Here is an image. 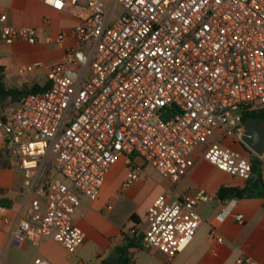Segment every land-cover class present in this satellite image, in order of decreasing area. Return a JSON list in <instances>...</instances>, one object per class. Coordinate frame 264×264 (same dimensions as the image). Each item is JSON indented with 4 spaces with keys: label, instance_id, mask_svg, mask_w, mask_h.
I'll use <instances>...</instances> for the list:
<instances>
[{
    "label": "built area",
    "instance_id": "obj_1",
    "mask_svg": "<svg viewBox=\"0 0 264 264\" xmlns=\"http://www.w3.org/2000/svg\"><path fill=\"white\" fill-rule=\"evenodd\" d=\"M43 2L58 11L79 6ZM5 20L0 41H38L36 29ZM70 36L59 61L17 68L21 76L46 68V90L0 105L1 149L21 173L27 202L11 233L14 245L51 237L76 252L85 241L74 221L81 197L96 201L121 159L123 189L142 178L137 160L170 184L199 159L243 181L255 176L256 163L264 181V150L255 153L241 138L244 113L264 109V0H86ZM46 41L63 46L68 36ZM173 107L178 113L165 120ZM210 200L204 190L161 194L142 230L133 226L124 236L142 235L144 248L172 259L196 235L198 208ZM235 202L225 201L217 218L231 215ZM32 264L51 263L38 257ZM233 264L258 263L246 256Z\"/></svg>",
    "mask_w": 264,
    "mask_h": 264
},
{
    "label": "crops",
    "instance_id": "obj_2",
    "mask_svg": "<svg viewBox=\"0 0 264 264\" xmlns=\"http://www.w3.org/2000/svg\"><path fill=\"white\" fill-rule=\"evenodd\" d=\"M85 9L86 0H79L78 7L68 4L61 11L46 6L43 0H0V17H6L4 24L32 27L38 34V41L33 44L22 40L12 43L0 41V65L4 69L5 86L21 89L46 83V68L35 69L24 76L17 73V68L36 62L50 64L59 61L65 48L72 43V29L80 21ZM60 33L68 36L66 44L59 46L47 43L48 37ZM2 135L0 130V152ZM234 148L243 149L237 145ZM125 175L124 161L119 160L111 167L96 201L81 197L74 221L85 233V241L72 253L51 237L43 239L38 246L29 242L20 246L12 243L14 224L24 213L27 202L20 171L11 163L8 168L0 167V216L9 218L8 223H3L0 218V264H32L38 257L51 264H76L78 261L102 264L108 259H115L118 264H122L116 248L126 244L124 235L130 228L135 226L139 231L142 230L147 210L155 200L153 198L143 206L139 203L133 208L132 204L138 201L143 186L134 183L123 189ZM255 177L234 183L232 181L235 179L221 173L207 161L197 160L185 177L164 189L165 193L174 197L198 190L211 195L210 202L198 208L203 222L192 241L172 259L155 249L132 246L124 255L127 258L124 264H233L236 259L246 256L258 264H264V195L263 188L254 181ZM221 185L250 186L255 189L250 197L233 198L236 202L232 214L223 220L217 218L223 203L215 200V193ZM237 214L243 216L242 222L235 219ZM213 228L216 237L211 239Z\"/></svg>",
    "mask_w": 264,
    "mask_h": 264
},
{
    "label": "trees",
    "instance_id": "obj_3",
    "mask_svg": "<svg viewBox=\"0 0 264 264\" xmlns=\"http://www.w3.org/2000/svg\"><path fill=\"white\" fill-rule=\"evenodd\" d=\"M3 66L0 65V105L5 106L8 103L11 102H21V100L31 94V93H37L42 92L46 90L49 87L48 82L44 83L43 85L35 84L32 86H24L21 89H10L5 86L4 83V76H3ZM252 117H258L264 120V109L253 111V112H246L243 116V122L247 121L248 119ZM0 167L1 168H8L10 167V163L7 160V158L4 156L3 151L0 152ZM253 171L255 174V182L259 187L263 188L262 195H264V181L262 180V176L259 172V167L254 164ZM258 187V188H259ZM255 191L254 188L250 186L240 187L235 185H221L216 193H215V200L219 203H224L227 200L236 198H244V197H250L253 195V192ZM126 244L123 247L116 248L117 254H119V260L122 264L127 262V258L124 257V255L127 253L128 248L132 246H143L142 243V235L138 237H126Z\"/></svg>",
    "mask_w": 264,
    "mask_h": 264
},
{
    "label": "rangeland",
    "instance_id": "obj_4",
    "mask_svg": "<svg viewBox=\"0 0 264 264\" xmlns=\"http://www.w3.org/2000/svg\"><path fill=\"white\" fill-rule=\"evenodd\" d=\"M122 160V159H121ZM123 161V160H122ZM137 162L142 166L144 179L141 181H136L135 183H141L143 188L138 195V201L132 204L133 208H136L139 203L140 206L145 205L147 202L151 201L153 198L156 199L160 194L165 193V188L169 186L170 182L164 179L153 167L144 164L141 160ZM56 178H61L58 174H55ZM229 180L235 179L232 182L237 183L240 180L236 178H228ZM129 228V227H128Z\"/></svg>",
    "mask_w": 264,
    "mask_h": 264
},
{
    "label": "water",
    "instance_id": "obj_5",
    "mask_svg": "<svg viewBox=\"0 0 264 264\" xmlns=\"http://www.w3.org/2000/svg\"><path fill=\"white\" fill-rule=\"evenodd\" d=\"M178 109L173 107L172 111L163 114L165 120L173 114H177ZM242 141L244 146L257 154H262L264 150V120L258 117H252L244 122ZM102 264H118L115 259H108Z\"/></svg>",
    "mask_w": 264,
    "mask_h": 264
}]
</instances>
